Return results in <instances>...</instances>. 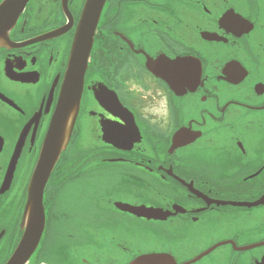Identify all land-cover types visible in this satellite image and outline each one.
Returning <instances> with one entry per match:
<instances>
[{"label": "flooded vegetation", "instance_id": "flooded-vegetation-1", "mask_svg": "<svg viewBox=\"0 0 264 264\" xmlns=\"http://www.w3.org/2000/svg\"><path fill=\"white\" fill-rule=\"evenodd\" d=\"M86 4L31 0L0 46V264L24 235L30 181ZM102 174L107 182L94 181ZM44 206L26 264H132L153 254L264 264V0H107ZM55 226L63 240L51 246ZM141 228L147 241L136 237ZM99 239L104 255H83Z\"/></svg>", "mask_w": 264, "mask_h": 264}, {"label": "water", "instance_id": "water-1", "mask_svg": "<svg viewBox=\"0 0 264 264\" xmlns=\"http://www.w3.org/2000/svg\"><path fill=\"white\" fill-rule=\"evenodd\" d=\"M30 1L31 0H4L1 3L0 46L3 47L10 44V32L16 26L20 15L25 11ZM106 1L107 0H87L81 23L74 40L72 55L59 106L51 121L38 163L30 181L27 202L21 224L24 235L17 250L7 264H26L42 239L46 226L44 206L45 188L57 162L62 153L66 150L71 139L72 128L79 111L84 85V75L93 45L95 30ZM61 33V31L56 32L49 37H57ZM43 39H46V37L40 38L38 41ZM19 154L20 149L18 148L13 157L12 164L8 169L2 191H8L12 185ZM124 210L149 220L153 218H166V214L162 213L163 211L147 208L145 206L138 208L125 206ZM199 258L195 259L193 262H196ZM132 264H176V261L170 255L153 254L142 256Z\"/></svg>", "mask_w": 264, "mask_h": 264}, {"label": "rangeland", "instance_id": "rangeland-1", "mask_svg": "<svg viewBox=\"0 0 264 264\" xmlns=\"http://www.w3.org/2000/svg\"><path fill=\"white\" fill-rule=\"evenodd\" d=\"M106 177H107V175L102 174V178L98 179V175H96L97 180H94V181H102ZM88 181H90V179L84 180V182H88ZM104 181L107 182L106 179ZM97 189L100 190V187L98 184H97ZM68 194H69V190H66L65 195H68ZM91 195H94V192H92ZM61 235H63V233H61L59 231L57 226H55L53 229H51L50 239H49V242H51V246H52L53 242H55L56 240H61V241L63 240V238H59V236H61ZM136 237L139 241H143V240L147 241L150 238L149 229L148 228H141L140 231L137 233ZM86 240H87V238H86ZM102 245H103L102 240L99 239L97 242L94 243V245L91 249H89L87 251H83V255L87 254V256H103L104 253H103Z\"/></svg>", "mask_w": 264, "mask_h": 264}, {"label": "snow or ice", "instance_id": "snow-or-ice-1", "mask_svg": "<svg viewBox=\"0 0 264 264\" xmlns=\"http://www.w3.org/2000/svg\"><path fill=\"white\" fill-rule=\"evenodd\" d=\"M164 70L174 72V73H179L182 71V69L178 65H170L169 67H167Z\"/></svg>", "mask_w": 264, "mask_h": 264}]
</instances>
